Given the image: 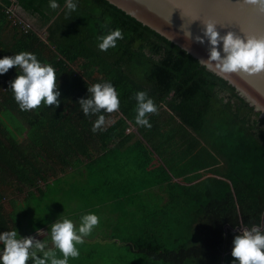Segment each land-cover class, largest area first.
I'll return each instance as SVG.
<instances>
[{"label":"trees","instance_id":"obj_1","mask_svg":"<svg viewBox=\"0 0 264 264\" xmlns=\"http://www.w3.org/2000/svg\"><path fill=\"white\" fill-rule=\"evenodd\" d=\"M74 2L68 11L65 0L55 10L49 0H0V58L34 53L54 67L60 92L59 107L21 111L10 88L21 70L0 75V232L41 240L56 220L80 224L91 213L99 217L91 243L77 245L85 256L68 264H108L107 254L116 264H232L240 229L264 231V119L225 81L106 1ZM116 28L124 38L100 51L97 37ZM104 82L115 87L119 110L85 116L77 101ZM138 91L157 106L151 128L135 123ZM100 114L106 122L93 132ZM133 179L153 189L139 203L122 183ZM134 225L143 230L117 231ZM47 238L45 250L63 258Z\"/></svg>","mask_w":264,"mask_h":264},{"label":"clouds","instance_id":"obj_2","mask_svg":"<svg viewBox=\"0 0 264 264\" xmlns=\"http://www.w3.org/2000/svg\"><path fill=\"white\" fill-rule=\"evenodd\" d=\"M65 4L68 11L76 10L77 5L74 0H65ZM243 4L264 9V0H243ZM49 7L52 10L57 9L59 7L57 0H49ZM10 8L19 15L18 9L15 10L14 6ZM201 23L202 36L192 37L191 32H184L187 39H194L200 44H203L205 39L208 42V57L206 60H200L199 63L209 67L214 66L223 74L251 76L264 73V37L246 34L241 36L232 31L221 36L217 24L212 20ZM123 38L120 28L109 30L106 35L97 37L100 41L98 48L100 51L115 48L117 41ZM17 67L21 70V74L10 81V88L21 111L37 109L42 103L46 106L59 107L60 92L53 66L41 63L34 53L26 51L0 58V75ZM87 92L91 94L90 97L87 95L86 98L77 101L85 116L97 115L102 110L109 114L119 110V96L110 82L93 84L87 87ZM135 100L137 101L136 125L151 128L152 125L147 117L149 114H158L154 100L146 91L136 92ZM105 122V115H98L92 131L101 130ZM98 224L99 217L91 213L82 216L78 228L68 218L52 223L51 241L63 258H57L54 250H45L46 243L43 240H37L34 236L19 237L15 228L0 232V244L3 245L0 264H28L30 259L33 264H68L69 258L79 257L77 245L83 244L84 237L90 235ZM232 245V264H264V231L259 226L240 229L233 237ZM38 253H42V256Z\"/></svg>","mask_w":264,"mask_h":264},{"label":"water","instance_id":"obj_3","mask_svg":"<svg viewBox=\"0 0 264 264\" xmlns=\"http://www.w3.org/2000/svg\"><path fill=\"white\" fill-rule=\"evenodd\" d=\"M104 1L172 43L205 70L225 81L260 119H264V73L251 76L219 73L214 66L199 63L208 57L207 40L200 44L184 36L187 31L192 37L202 36L201 22L212 20L221 36L232 31L241 36L264 37V9L244 5L243 0Z\"/></svg>","mask_w":264,"mask_h":264},{"label":"crops","instance_id":"obj_4","mask_svg":"<svg viewBox=\"0 0 264 264\" xmlns=\"http://www.w3.org/2000/svg\"><path fill=\"white\" fill-rule=\"evenodd\" d=\"M27 19V18H26ZM28 23H30L31 24V22L29 21ZM142 182H140V181H137L136 179H133V180H125V181H122V183L123 184H127V185H131V190H132V194H133V197H130V198H132V202L133 203H139V201H140V198H144V196L145 195H147L148 194V192L149 191H153V189H150V190H148L147 189V185H148V183L147 182H144V180H141ZM174 181H179V179H175ZM129 199V198H128ZM159 201L161 200V202L163 203L164 201L162 200V199H158ZM164 200H165V198H164ZM155 204L153 203V204H151L150 205V207L151 206H154ZM131 206L133 207L134 205L133 204H131ZM159 206H160V202H159ZM145 209H146V207L144 208V210L143 211H145ZM148 210V209H147ZM134 211H136V210H134ZM134 211H132V213L134 212ZM141 212V211H140ZM157 221H155V222H153V223H156ZM147 225V224H146ZM145 225V226H146ZM135 226V225H134ZM149 226V225H148ZM147 227V226H146ZM135 228L136 229H133V228H130V227H127V228H125L124 230L123 229H118L117 231H119V232H126V233H139V232H141L142 230L141 229H139V227L138 226H135ZM109 240H107V241H103V242H108ZM113 241V240H112ZM119 245V244H118ZM120 245H122V244H120ZM120 255H123L122 253L120 254ZM132 256H129L128 258H126V261H132V259H130Z\"/></svg>","mask_w":264,"mask_h":264},{"label":"rangeland","instance_id":"obj_5","mask_svg":"<svg viewBox=\"0 0 264 264\" xmlns=\"http://www.w3.org/2000/svg\"><path fill=\"white\" fill-rule=\"evenodd\" d=\"M18 14L20 15V17L22 18V19H24V22H25V24L26 25H29L30 23H28L29 22V18H27L26 16H24L19 10H18ZM27 18V19H26ZM70 220H72L73 222H74V224L77 226V228L79 227V225L80 224H78V222H76V220H73L72 219V217L70 218ZM96 229H97V227H96ZM46 233V234H45ZM40 236H44L45 235V237H46V235L47 236H49V240L51 241V231H49V232H46V231H41L40 232ZM45 237H42V239L41 240H43L45 243H47L48 242V238H47V240L45 239ZM92 237H96V236H92ZM92 240V239H91ZM90 240V241H91ZM89 240H88V237L86 238V240L84 241V243H86V244H90L91 242H90ZM112 241L111 240H109L107 243H111ZM81 247H79V252H80V256H85L84 255V253L87 251V249H83V248H81ZM108 248V247H107ZM102 249H106V247H103ZM89 250V252L91 253V251L92 250H90V249H88ZM105 260H106V262L108 263V264H116L117 262L111 257V255H105ZM72 260H71V258H69V262H71Z\"/></svg>","mask_w":264,"mask_h":264}]
</instances>
